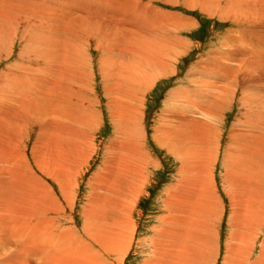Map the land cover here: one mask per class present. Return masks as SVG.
<instances>
[{"label": "bare ground", "instance_id": "bare-ground-1", "mask_svg": "<svg viewBox=\"0 0 264 264\" xmlns=\"http://www.w3.org/2000/svg\"><path fill=\"white\" fill-rule=\"evenodd\" d=\"M18 1L21 2L0 0V18L17 22L21 33L27 36H21L26 41L19 54V57H27L24 66L6 70L1 76L3 80L0 79V249L12 253V256L7 253L6 257V254L2 255L6 260L0 258V264H29L33 260L37 261H33L37 264H99L100 261L94 259L90 247L85 244V237H77L70 229L58 232L59 234L52 233L53 227L56 229V223L48 217L54 213V205L46 200L49 185L45 184L46 178H43L47 175H43L44 171V177L40 179L33 170L41 173L48 165L56 166L58 171L54 173L55 179L63 196L70 198L72 182H76L79 169H82L80 167L89 166L96 152L94 139L88 136L85 140V136L80 140L81 133L68 127L66 131L64 127L58 126V123L72 120L71 123L82 127L89 124L88 117L93 110H90L88 105L87 111H83L84 114L77 110V106L72 105V89L78 82L81 84L84 81L82 78L89 79L84 68L91 66L90 60L85 57V61H80L74 46L72 49L69 43V46L63 44L61 38L29 36L28 28H33L32 23H36L35 16L43 15L55 20V26H58L53 27V22H50L45 27L46 32L62 29L66 35L65 23L70 17L69 27L77 23L78 26L87 28L90 41L97 38L105 43L108 37H113V45L97 43L109 56H99L96 64L104 79L110 82L114 96L109 98L115 99H112L115 103L110 100V114L112 120L118 122L114 124L113 139L104 149V163L89 186L91 191L85 205L86 219L83 229L104 252L122 255L133 234V222L130 218L138 193L142 191L138 189L144 187L146 168L150 160L143 152V137L138 130L139 111L134 110L133 104L141 100L140 95L149 90L156 79L174 72V67L171 69L174 54L172 57L169 55L174 49L169 45L170 36H166L167 32L170 34L169 23L175 24L171 23L174 16L155 10L152 0H62L56 5H48L44 0H32L34 3L29 7V1ZM170 3L168 2V5ZM194 3L212 10L219 9L221 14L233 22H246L248 27H245L243 32L248 35V39L240 38L242 29L230 31L221 47L212 51L206 61H201L195 66L196 71L190 78H196L190 79L184 89L170 94L172 104L181 106H174L169 110V114H165V111L164 116L161 113L164 118L159 126L155 127L154 139L180 160L182 177L171 186L175 198L170 197L169 189L166 190L163 203L166 214L159 218L161 226L154 231L153 241L151 240L152 248L159 246L170 254L168 258L164 257L156 264H199L201 258L206 260L205 255L211 254L207 251L205 242L209 243L207 236L217 238L215 228L219 203L215 198L211 169L217 159L215 155L219 137L216 122L221 119L219 111H225L237 90L241 92L240 102H246L248 110L249 103L259 101L257 95L255 97L254 93H251L254 91L251 90V84L256 86L261 82L260 79L264 78V0H189L190 5L186 8L191 9ZM46 9L56 10L60 14L45 13ZM173 28H177V24ZM104 29L106 31L103 33ZM43 30L45 31L44 28ZM64 37L63 39H66ZM68 39L67 37L65 41ZM16 40L17 37L9 33L6 26H0V54L2 47L7 49L9 54L13 52ZM90 41L86 44L91 45ZM19 45L21 47L23 44ZM261 85L264 87L263 83ZM105 92L108 93L107 90ZM256 93L258 94V91ZM196 97L200 99L197 100ZM78 100L80 99H76ZM185 104L195 109L190 111L193 115L186 113L188 108L184 111ZM248 111L246 113H249ZM254 111L257 109H253V115ZM257 113L258 111L255 117ZM14 115L19 116V119L11 124L8 120H12ZM28 123L32 124V131L36 129L37 136L35 142L33 141L32 150L30 149L32 165L20 141L21 137L19 138L25 132L21 133L19 129L29 126ZM10 124L12 129L17 130L13 139L7 135ZM251 126H247V129L244 127L246 130L242 129L232 135L236 138V143L230 146V152L226 154L225 166L226 175L230 174L234 182L231 184L233 192L234 185H241L244 187L242 189H248L251 198L255 199L258 190L255 189L256 186H264V140L254 130V126L253 130L249 129ZM28 134H25L23 141ZM10 140L14 143L8 142ZM83 140L86 144L80 154L81 151L78 150ZM78 152L80 155L76 156ZM244 196H240V199L245 198ZM235 199L237 201L238 198ZM237 207L238 210L245 208L240 205ZM246 207L248 210L244 213L236 209L235 214L239 221L250 213V220H243L244 223L262 227L260 211L254 209L252 214L249 212L251 208ZM48 226L51 228L46 229ZM252 231L256 232L257 228ZM236 233L239 234L238 231ZM237 234L231 240L232 246L225 247L229 253L227 261L234 264L237 260L236 263L245 264L242 260H245L244 256L249 259V249L252 248L241 247L236 241ZM239 240H244L241 233ZM261 253L260 258L252 264H264V249ZM122 263L123 261H120V264Z\"/></svg>", "mask_w": 264, "mask_h": 264}, {"label": "rangeland", "instance_id": "rangeland-1", "mask_svg": "<svg viewBox=\"0 0 264 264\" xmlns=\"http://www.w3.org/2000/svg\"><path fill=\"white\" fill-rule=\"evenodd\" d=\"M9 1L11 2V0ZM27 1H29V3L27 4L28 7L30 6L31 3H34L32 0H27ZM36 1L40 2V0H36ZM61 1L62 0H44V2H46V4L48 3V5H56L57 2H61ZM17 2L19 3L21 1L17 0ZM168 2H171V3L168 5ZM151 3H152L153 8H155V10L158 9L162 12H165V13H168L174 16V19L172 20L170 19L172 22L170 20L169 21L171 23L175 22V24H177V28H173L175 24L169 23L168 28H170V34L169 32H167L168 35H166L168 37L170 36V38H168L169 45L171 44L172 49H174L172 50L173 53L171 52L169 54L170 57H172L174 54L173 56L174 62L173 61L171 62V65H172L171 69L172 67H174L172 69L174 72L169 76L165 75L164 77L162 76L161 78L156 79V81L153 82L151 88H149V90L147 89L143 94L140 95L141 100H138L139 102L136 101L133 104L134 110L139 111L138 118H139L140 124H138V130L142 134V137H143V142H144L143 152L146 153L147 158L150 160L146 168L147 172L145 174L146 181H145L144 187L141 189H138L142 191L139 192L140 194L138 193V198L136 199V203H135V206L132 211L131 218H130L131 221L133 222V234L131 236V240L129 242L127 249L125 248V250L122 252V255L119 253L117 254L115 252L110 253V254L104 252L102 248L101 247L99 248V246L88 236L86 231L83 229V225H84L83 223H84V220L86 219L85 218L86 215L84 213L85 205L88 200L87 199L88 194L91 191L89 186L92 183V179L94 175L98 173V171L102 167V164L104 163L103 162V159H104L103 157L105 156L104 149L107 146V144H109V141L113 139L115 125L118 122V120L117 121L114 119L112 120L111 118L112 116L110 114L111 108H112V103L110 100L114 99V97L110 99L111 98L110 96H114L110 88V82L108 79H104L103 75H101L100 71L98 70L99 66L96 64V60L99 59V56L100 57L109 56V54L106 51H102L100 47L97 46V43L102 42L101 43L102 45H109V46L113 45V42H112L113 37H108L107 35H105L108 37L107 40L109 41V42L104 41L105 43H103L102 40H99L97 38H94L90 41V33L87 32L88 31L87 28L84 29V27L78 26L77 23L74 24L76 26L73 25L72 27H69L70 20H71L70 17L68 18V20H66V23H65L66 25L65 34L67 33L66 35H64V31H61L62 29L61 30L52 29L53 31L51 30L50 32H46L45 27L47 24H49L50 22H53V27H54L57 23L54 22L55 20L50 19V17H46L43 15L35 16L36 23H32L33 28H28L29 36L37 35L38 37H42V38L43 37H50V38L53 37L54 39L61 38V41L63 42V44L68 45L69 43L70 46H72V49L74 46V48L76 49V53L79 54L80 61L81 60L85 61L86 59L85 57L88 58V61L90 60L89 64H91V66L87 65L84 68L85 75L88 76L89 79H85V77L84 79L82 78V80H84L82 81L83 83L81 81H80L81 84L78 82L72 89V96H73L72 98H74V100L72 99L73 100L72 105H74L75 107L77 106L76 109L81 111L82 113L83 111H87L88 107L90 108V110H93L90 112V116L89 117L87 116L88 119L90 118V120L88 121L89 124L88 123L86 124L87 127L86 126L82 127L79 124L75 125L71 123L72 120L70 122H63V124L62 122L58 123V126L64 127L66 131L68 128H71L72 131L81 133L80 140H82L85 136H86L85 140L88 139V136L94 139L93 145L96 148V152L94 156L91 158L89 166L86 167L87 166L86 165L85 167L84 166L80 167L82 169H79L78 178L76 179V182L71 181L73 184L71 187L72 196L70 198L63 196L61 187L59 186V184L57 183L55 179L54 173L58 171L56 166L48 165V167L41 170V173L40 171H36V169H33V170L37 172V175L40 179L44 177L42 176L44 171L45 173L43 175L45 176L47 175L46 177L43 178V180L46 178L44 180L45 184L47 186L49 185L48 186L49 192L46 191V200H48L49 203L51 202L54 205V213L51 215L49 214L48 217H51V219L55 220V223H56L55 224L56 229L55 227H53L52 233L59 234L58 232L64 231L66 229H70L72 231V234H75L77 237L79 236L83 238L85 237L84 242L88 247H90V253H93L91 255L94 256L95 260L100 261V263L102 262V264H120V261L121 262L123 261L122 264H146L147 262L156 264V262L162 260L164 257L168 258L170 256V254L167 251H165L163 248L156 246L154 249L151 247V245H152L153 237L155 235L154 231L157 230L161 226L159 218L166 214L163 208V203L166 197L165 196L166 190L169 189L170 197L175 198V196L172 193L171 186L175 185V183H177L179 180L182 179L181 169H180L181 162L172 153L168 152L166 148L160 146L159 143L154 139L155 127L159 126L160 121H162V119L164 118L163 116H164L165 111H166L165 114H169L170 113L169 110L174 108V106H181L180 104H177V105L172 104L171 100L169 99V96L171 93L177 91L178 89L180 90L184 89L187 86V83L188 81H190V79L196 78V77L190 78V76L194 74V71H196L195 66L201 61H204V60L206 61L208 57L212 55V51L219 49L223 43V40L226 38L227 34L230 31L232 30L237 31V30L242 29L240 30V32L241 31L243 32V29L245 27H248L246 26L247 25L246 22L238 21V23L240 24L239 25L238 23L231 21L229 17H226L223 14H221L219 9L212 10L208 7L205 8V6L200 7L199 5H196V3L192 5L191 9L188 7L186 8V6L190 5L189 0H170V1L169 0H158V1L152 0ZM43 8L45 9V7ZM248 8L250 10H253V8L250 6H248ZM45 13L53 14V15L60 14V12L56 10H48V9H46ZM182 21H183V24L181 25ZM0 26L1 27L6 26L8 28V32L16 36L18 39L14 43V48L12 50L13 52H11L10 54L7 52V49L2 47L1 53L4 56L0 54V79L3 80L1 76H3L5 72H7L8 70H12V69H18L17 67L21 68L22 66H24V63L27 60V57L25 55L19 57L20 51L24 47L25 45L24 42L26 40H24L21 37L23 33H21L22 30L19 28L18 23L13 22V21L10 22L7 20H3L1 17ZM55 27H58V26H55ZM43 28L45 29V31L43 30ZM76 28L78 29V33H77ZM88 28L90 29V27ZM43 31L46 33H44ZM103 31L105 32L106 29L102 30V32ZM68 34L69 36H67ZM75 35H77L78 37ZM84 35L86 36L84 37ZM242 35L240 37L241 39L242 38L243 39L246 38L245 40L248 39V35L246 34L244 35V32ZM24 36L27 38L26 35ZM63 36H65L66 39L67 37L69 39L65 41L66 39H63ZM74 36L75 38H73ZM20 39H21V42H20ZM86 40L87 42H85ZM89 41L91 42V45L86 44V43H89ZM19 44L21 45L23 44V45L19 47L20 46ZM176 44L177 46H175ZM99 49L101 50L102 55H100L101 52ZM17 61H19L20 63ZM104 80H106L107 82ZM262 80L264 81V78L260 79L261 81L260 83L259 82L257 83L258 87L257 85L253 86L254 84H251L252 85L251 90H254L256 92L258 91V94L254 91L251 93H254L255 97L257 95L256 98L260 102L255 101L254 103H249L250 104L249 109H251L250 112L248 111L249 109L247 110L248 104H246V102L245 103L240 102L241 92L238 90L234 93V96L230 100L225 111H219V115L221 116V119L218 122H216L218 137H219L218 138V148L216 150V155H215V157L217 158L216 159L217 161L215 160V163L211 169L212 185L214 186V190H215L214 192L215 198H217L218 200L217 203H219L217 205L219 207V211H217L218 215H216L217 224L215 228L217 232V238L215 239L214 236L206 237L209 240V243L205 242V245H206L207 251L209 250V253L211 254H209V256L205 255V257L207 258L206 260L204 258H201L199 261V264H228L229 262L227 261V259H228L229 253L226 251L225 247L227 245L230 247L232 246L231 240L233 239L234 235L237 234L236 231H238L239 234L241 233L244 237V240L240 241L239 234H237L236 241L239 243V245L241 247L249 246L252 248V249H249L250 250L249 259H247V257L244 256L245 260H242L243 261L242 263L252 264L257 259L260 258V255L262 254L261 252L264 249V186L262 187L256 186L255 189L258 188L257 190L258 193L256 192L255 199L251 198V194H249L250 191H248V189L246 190L242 189L244 187H242L241 185H238V187L234 185V192H233L231 184H234V182L233 180H231L232 178L230 174L226 175L227 168L225 166L226 154L227 152H230L228 151L230 150L229 149L230 146L232 144L235 145L236 143V138L233 137L232 135L237 134L238 132H241L242 129L246 130L249 127V125H252L249 129H252V127L254 126L256 128V129L254 128V130H256L259 136H261L262 139L264 140L263 138L264 120H262V117L264 119V116H261V115H264V113H262L264 111V95H263L264 87H262L261 85V83H263V86H264V82ZM77 87L79 89H77ZM82 87H84V89ZM188 87L191 88L192 85ZM255 88H259V89H255ZM106 90L108 91L109 94L105 92ZM80 93L83 95H81ZM259 94L261 95L259 96ZM76 99H80L78 100L80 102L78 103ZM196 99L199 100L200 97L199 98L196 97ZM112 102L115 103V101L113 100ZM90 104L95 105V106H90ZM80 106L82 108H80ZM185 106H184V111L187 110L186 113H188L189 115H193L190 113L192 108L186 104ZM258 106L261 109V111L263 110L262 112L259 111L260 109L258 110ZM253 109L254 110L257 109L258 113L261 114L260 115L261 117L259 116L258 113L256 115L257 117H255V114L257 111L256 112L254 111V115H253L252 114ZM192 111H195V109H192ZM246 111H248L249 113H246ZM161 113L163 114V116L161 115ZM247 114L250 115L251 117L254 116L253 119L249 117ZM10 118H12V116ZM13 118L12 120L9 119L8 122L11 124L13 122H17L19 119V116L14 115ZM249 118L252 119V121ZM248 122H249V125H248ZM262 123L263 125H258ZM11 124H10V129L8 130L9 132L8 133L6 132V133L10 137V139H13V136L17 133V130L12 129ZM28 124L29 126L27 125L22 126L19 129L20 132L25 131L21 136H19V138L21 137L22 139V140L20 139V141H22L26 149V154L28 155V158H29L28 161H31L29 163L32 165L33 159H30L31 150H32V146L37 136H36V129L32 131L31 129L32 124L31 123H28ZM86 128H89L88 130L90 131L85 130ZM26 133L27 134L29 133L26 138L27 141L26 140L23 141ZM11 134H12V137H11ZM85 140H83L81 146L79 147L78 151H81L80 154H82L84 150V147L86 144ZM8 142L14 143V141L12 140ZM80 154L78 152L76 156ZM51 159L52 158H50V160ZM228 177L230 179H228ZM234 194H235V198H238L237 201L234 198ZM244 195H247V196H244ZM240 196L241 197L244 196L245 198H241L242 199L241 200ZM248 199L251 201H248ZM252 200H254L255 202H253ZM172 201L175 202L174 200ZM237 205L245 206V208H241L242 211L241 209L238 210L239 207H237ZM246 206H249V208H251V211L249 212H252V214H253L254 209H258L260 211L259 218H261L262 220V227H259L257 225L251 226V223L249 222L248 224L244 223L243 220H250V213L247 215L248 218L247 216H245V218H241L242 221H239L240 219H238L237 214H235V211L238 210L239 212L244 213L246 210H248ZM50 228L51 226H48V228L46 227V229H50ZM253 228H257V231L256 232L252 231ZM1 245L2 244H0V246ZM7 251L10 252L9 250ZM7 251L0 249V256H1L0 258L2 260L3 259L6 260V258L2 256V255H5L6 253L12 256V253H8ZM155 251L156 253H154ZM7 254L5 255V257L7 256ZM95 257H98V258H95ZM33 261H31L29 264H37L35 263L37 261L35 262ZM236 261L234 264H240V263H236Z\"/></svg>", "mask_w": 264, "mask_h": 264}]
</instances>
